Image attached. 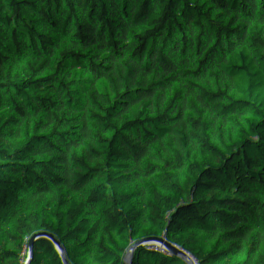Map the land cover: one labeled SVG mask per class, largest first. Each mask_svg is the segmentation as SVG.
<instances>
[{
    "label": "trees",
    "instance_id": "1",
    "mask_svg": "<svg viewBox=\"0 0 264 264\" xmlns=\"http://www.w3.org/2000/svg\"><path fill=\"white\" fill-rule=\"evenodd\" d=\"M9 46L0 264H264V0H0Z\"/></svg>",
    "mask_w": 264,
    "mask_h": 264
},
{
    "label": "built area",
    "instance_id": "2",
    "mask_svg": "<svg viewBox=\"0 0 264 264\" xmlns=\"http://www.w3.org/2000/svg\"><path fill=\"white\" fill-rule=\"evenodd\" d=\"M210 13L204 15V20L209 21ZM96 55H104L100 49L92 50L83 55H73L64 61V65L69 69H79L84 66L87 60H91ZM33 57V49L30 46L15 47L9 46L0 60V79H10L17 75L24 67V60Z\"/></svg>",
    "mask_w": 264,
    "mask_h": 264
},
{
    "label": "rangeland",
    "instance_id": "3",
    "mask_svg": "<svg viewBox=\"0 0 264 264\" xmlns=\"http://www.w3.org/2000/svg\"><path fill=\"white\" fill-rule=\"evenodd\" d=\"M159 39V38H158Z\"/></svg>",
    "mask_w": 264,
    "mask_h": 264
}]
</instances>
